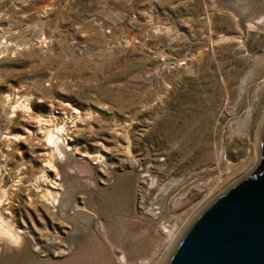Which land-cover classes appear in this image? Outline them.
I'll list each match as a JSON object with an SVG mask.
<instances>
[{
  "label": "rangeland",
  "instance_id": "obj_1",
  "mask_svg": "<svg viewBox=\"0 0 264 264\" xmlns=\"http://www.w3.org/2000/svg\"><path fill=\"white\" fill-rule=\"evenodd\" d=\"M263 131L264 0H0V264H166Z\"/></svg>",
  "mask_w": 264,
  "mask_h": 264
},
{
  "label": "water",
  "instance_id": "obj_2",
  "mask_svg": "<svg viewBox=\"0 0 264 264\" xmlns=\"http://www.w3.org/2000/svg\"><path fill=\"white\" fill-rule=\"evenodd\" d=\"M261 160L200 212L166 264H264V131Z\"/></svg>",
  "mask_w": 264,
  "mask_h": 264
},
{
  "label": "bare ground",
  "instance_id": "obj_3",
  "mask_svg": "<svg viewBox=\"0 0 264 264\" xmlns=\"http://www.w3.org/2000/svg\"><path fill=\"white\" fill-rule=\"evenodd\" d=\"M45 42V40L44 39H42L41 41H40V44H42V43H44ZM9 101V100H8ZM17 102V101H16ZM8 103H10V102H8ZM18 103V102H17ZM25 103V102H24ZM20 106H22V103H18V105H17V107L16 106H14V108H18V107H20ZM22 107H24V108H26V106H25V104L22 106ZM13 108V107H12ZM77 113H73V115H76ZM50 132V131H49ZM258 137H257V140L255 141L257 144H259V142H260V144H259V146L261 145V139H262V137L260 136V134H258L257 135ZM261 137V138H260ZM48 141L51 143V144H53V145H58V142H57V139H56V137L54 136V134H52V133H49V135H48ZM49 166L47 165L46 166V168H48ZM252 172V170L250 171V173ZM0 231H2V232H6V233H8L9 235L8 236H11L12 238H16V237H14L12 234H11V232L7 229V228H5V227H3V226H1L0 225ZM1 232V233H2ZM170 234H171V232H169ZM12 240H15V239H12Z\"/></svg>",
  "mask_w": 264,
  "mask_h": 264
}]
</instances>
